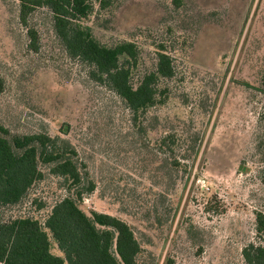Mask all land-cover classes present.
<instances>
[{
  "label": "rangeland",
  "instance_id": "obj_1",
  "mask_svg": "<svg viewBox=\"0 0 264 264\" xmlns=\"http://www.w3.org/2000/svg\"><path fill=\"white\" fill-rule=\"evenodd\" d=\"M33 20L36 52L17 1L0 0V122L70 143L95 184L81 208L124 220L139 264H248L242 249L264 248L255 229L256 212L264 214V0L94 1L85 24L96 39L137 44L134 81L155 67L159 44L173 59L174 76L161 81L167 97L135 122L62 51L48 16L39 10ZM167 133L171 151L160 145ZM39 167L43 178L7 214L43 220L66 193L63 179Z\"/></svg>",
  "mask_w": 264,
  "mask_h": 264
},
{
  "label": "trees",
  "instance_id": "obj_2",
  "mask_svg": "<svg viewBox=\"0 0 264 264\" xmlns=\"http://www.w3.org/2000/svg\"><path fill=\"white\" fill-rule=\"evenodd\" d=\"M16 1L17 19L25 29L28 48L36 52L41 46L38 23L33 20L40 10L48 16L62 51L84 63L94 81L109 87L125 103L133 122L167 97L161 81L174 76L175 66L163 45L157 48L155 67L134 81L137 44L125 39L103 44L85 24L94 1L106 5L111 0ZM174 144L173 133L161 137L160 145L169 151ZM39 164L47 165L50 173L64 180L66 193L50 205L43 220L28 214H7L43 178ZM79 164L76 150L66 139L45 132L11 133L0 122V264H139L140 243L124 220L81 208L82 194L90 193L95 184L83 175ZM255 221L256 231L264 232L262 212H256ZM52 243L59 253L52 251ZM242 255L248 264H264L261 246L249 244Z\"/></svg>",
  "mask_w": 264,
  "mask_h": 264
}]
</instances>
